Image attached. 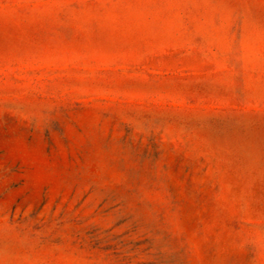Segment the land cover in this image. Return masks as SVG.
Listing matches in <instances>:
<instances>
[{"label": "rangeland", "instance_id": "obj_1", "mask_svg": "<svg viewBox=\"0 0 264 264\" xmlns=\"http://www.w3.org/2000/svg\"><path fill=\"white\" fill-rule=\"evenodd\" d=\"M0 264H264V0H0Z\"/></svg>", "mask_w": 264, "mask_h": 264}]
</instances>
